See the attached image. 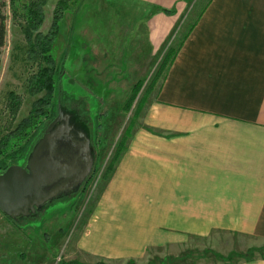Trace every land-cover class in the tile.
Segmentation results:
<instances>
[{
  "label": "crops",
  "instance_id": "0c3cea01",
  "mask_svg": "<svg viewBox=\"0 0 264 264\" xmlns=\"http://www.w3.org/2000/svg\"><path fill=\"white\" fill-rule=\"evenodd\" d=\"M107 1L179 49L73 246L140 260L213 230L264 238V0Z\"/></svg>",
  "mask_w": 264,
  "mask_h": 264
},
{
  "label": "rangeland",
  "instance_id": "374dc122",
  "mask_svg": "<svg viewBox=\"0 0 264 264\" xmlns=\"http://www.w3.org/2000/svg\"><path fill=\"white\" fill-rule=\"evenodd\" d=\"M31 1L20 0L14 7L7 0L3 9L7 36L1 53L0 141L26 117L34 114L41 120L37 113L46 110L39 100L47 97V90L36 91L29 82L47 64L33 58L22 30ZM59 8L63 16L51 54L57 67L66 63L63 100L70 99L72 105L86 109L95 131L97 123L101 124L92 141L86 117L75 107L61 105L72 129L71 142L75 140L83 148L86 136L90 141L89 150L71 149L68 158L74 160L81 154L79 163L90 158L94 164L81 181L70 178L53 193L33 197V208L28 203L12 215L0 210V264H66L75 260L82 264H229L264 256V238L221 230H213L207 237L191 236L178 245L151 247L140 260L106 259L74 247L84 217L97 202L130 134L143 123L177 48L155 52L145 28L133 26L131 13L107 0H48L39 28L43 35L53 30ZM16 100L19 106L14 112Z\"/></svg>",
  "mask_w": 264,
  "mask_h": 264
},
{
  "label": "trees",
  "instance_id": "16d2710c",
  "mask_svg": "<svg viewBox=\"0 0 264 264\" xmlns=\"http://www.w3.org/2000/svg\"><path fill=\"white\" fill-rule=\"evenodd\" d=\"M19 1L20 0H11L14 7L16 4H19ZM47 1L48 0L31 1L30 5L26 8L27 11L25 13V18L27 21L23 24L22 29L29 46V51L33 58L37 61H39V59L44 60L47 63L43 68L40 67L37 75L29 80V82H31L34 87V90H47V97L39 100L40 103H45L43 106L46 110H43V108L40 109V107H38L41 112L37 113V115H42L41 120H36L37 116L34 114L26 117L17 125L15 130L10 132V134L7 135L5 139H3L4 141H0V173L4 172L12 165H26L30 154L32 153L38 141L43 137L46 128L58 116L59 104L70 109H74L73 107H75L81 116L86 117L88 115L86 109L72 105L75 103L70 99L66 98V101L63 100L64 90L62 89V79L66 71V63L63 62L57 67L51 54V48L53 47L54 39L59 33V26L61 23L60 21L62 20L63 16L62 8H59L55 13L53 30H51L48 34L43 35L39 31V28L45 18L44 6L46 5ZM6 6L7 0H0V70L2 68V48L6 44L7 36V16L3 10ZM178 49L179 48H177L175 52L173 51V55ZM172 59L173 56L171 57L170 61ZM12 97L15 98V96ZM18 106L19 101H17L15 107H12V110L15 112ZM85 119V123L90 132V138L93 141L96 131H98V126L101 127V124L97 123V130L95 131V128H93L90 120H88L87 117ZM12 137L14 138L11 139ZM20 160H25V162L20 164ZM66 264L82 263L75 260L67 262Z\"/></svg>",
  "mask_w": 264,
  "mask_h": 264
},
{
  "label": "water",
  "instance_id": "95a60500",
  "mask_svg": "<svg viewBox=\"0 0 264 264\" xmlns=\"http://www.w3.org/2000/svg\"><path fill=\"white\" fill-rule=\"evenodd\" d=\"M65 117L66 114L59 104L58 116L46 128L26 165H12L0 173V210L12 215L25 209L28 203L33 208V197L53 193L62 182L67 183L70 178H76L79 182L90 173L94 164L92 159L84 158V163H79L81 154L74 160L68 158L71 149L89 150L90 141L86 136L83 148L75 140L71 142L72 129Z\"/></svg>",
  "mask_w": 264,
  "mask_h": 264
}]
</instances>
